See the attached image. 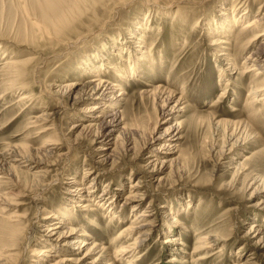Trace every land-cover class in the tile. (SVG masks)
I'll use <instances>...</instances> for the list:
<instances>
[{
	"label": "rangeland",
	"instance_id": "1",
	"mask_svg": "<svg viewBox=\"0 0 264 264\" xmlns=\"http://www.w3.org/2000/svg\"><path fill=\"white\" fill-rule=\"evenodd\" d=\"M73 1L0 0V264H35L33 253L50 249L49 243H55L64 230L48 232L53 216L64 212V225L91 233L93 241L113 250L119 229L149 205L154 228L135 254L146 253L137 264H244L248 260L264 264V248L247 234L252 225L264 231V209L257 206L256 197L264 195V108L253 106L251 96L261 78L246 73L244 63L252 48L238 33L241 25L229 34L216 32L221 20L226 21L222 15L242 4L252 15L264 14V0H76L72 5ZM61 11L67 12V19L77 15L74 24L59 39L50 40L53 45L43 39L35 46L31 25L42 21L43 14ZM219 37L232 43L236 71L231 75L218 59L223 48L214 52L210 46ZM32 58L36 59L27 68L29 73L15 78L11 62ZM110 66L127 77L121 80ZM97 74L123 85L127 93L119 105L125 110L127 127L113 168L111 161L99 162L93 135L81 132L91 121L84 110L92 102L74 104L76 94ZM74 82L79 86L73 98L53 94L58 86ZM162 87L185 96L186 110L170 122L161 120L162 101L155 90ZM143 91L154 94L144 97ZM25 93L31 99L19 101ZM222 93L225 96L218 103ZM42 113L52 115L48 122H36ZM217 120L224 123L218 125ZM178 123L182 139L175 163L154 175L148 173V148L164 144L156 139ZM130 142L135 147L131 152ZM9 148L31 166L26 167V161L18 169L10 167L3 160ZM35 167L47 168L45 177L36 179ZM86 172L89 180H99L94 201L105 189L115 191L109 196L110 210L75 208L71 191L80 184L70 181L77 177L88 187L90 181H83ZM139 180L148 199L136 212L133 207L121 208L131 182ZM174 216L177 223L170 220ZM92 221L99 229L91 226ZM216 236L223 241L202 254L209 258L196 261L194 251L200 241ZM63 247L68 250L63 256L78 258L76 245ZM127 263L110 258L101 262Z\"/></svg>",
	"mask_w": 264,
	"mask_h": 264
},
{
	"label": "bare ground",
	"instance_id": "2",
	"mask_svg": "<svg viewBox=\"0 0 264 264\" xmlns=\"http://www.w3.org/2000/svg\"><path fill=\"white\" fill-rule=\"evenodd\" d=\"M88 1L89 0H85V3L86 2L88 3ZM75 3H76V0L73 1L72 5H74ZM76 16L77 15L71 16L69 19H67V12L65 11H61L54 15L51 14L48 16L46 14H43L44 18H42V21L31 25L33 29L32 30V34H33L32 43L36 44L35 46H40L42 41H44L43 39H46L47 42H50L48 44L53 45L54 44L53 41H50V40L52 39L54 40L60 37V35L63 32H65L67 28L71 26V24H74L73 22H75L74 20L76 19L75 18ZM222 16L226 17V21L221 20L219 24L220 25L219 29H217L216 32L222 35H224L225 33L229 34L235 26L241 25L238 33L244 36L249 48H252L249 55L247 56V59L244 65H248V67L246 68L247 74H254L256 78L257 77L261 78L260 81L257 83V85L253 87V89L251 90L252 91L251 96H253V101H252L253 106L260 104L264 108V14L262 15L260 14L258 16L252 15L251 9L250 8L248 9V7L245 8L242 4L237 8L236 7L233 8L231 11L228 12V14L225 13ZM224 22H226V25ZM61 41L62 40H57V43H60ZM257 41H261V42L257 46H255V43ZM223 45H225L226 47L224 48ZM210 46L213 48L214 52L217 51L218 48H223L222 49L223 52L218 55V59H219V62H221L222 66L225 67L223 71L226 74L231 75L233 71H236V62L234 61L233 56L230 52L231 50L230 47L232 46V43L229 39L225 40L224 38H221V37L214 38L211 41ZM146 55H147V59L148 58L150 59V54L146 53ZM35 59L36 58H32L25 62H17V61L11 62V64L14 65L15 67V72H14L15 78H22L25 76L26 73H29L27 68L29 67L31 61ZM110 69L115 70L116 76L120 78L121 80H124L127 77L126 75H128L125 72H121L117 70L113 66H110ZM78 86H79V83L77 82L68 84L66 86L60 85L57 88L55 87L56 90L53 92V94L56 95L57 97H60V99H61V96H65V95L68 98H73V94L77 90ZM162 88L155 90V91L159 90L157 94L159 93L158 95L159 100L160 102L162 101L161 120H163L164 122H170L174 118L179 116L181 112L186 110L187 105L185 106L186 104L185 96H184V93H178L177 91L176 92L169 91L166 88H163V89ZM82 89H83L82 92L76 94V97H74V104L77 105L81 101H84V102L89 101V102H92V104H90V106L84 110V112L90 116L91 121L87 125H83L81 132L82 131L88 132L93 135V143L97 146L96 151L99 152V154L101 155L99 162L104 163V162L111 161L112 162L111 166L113 168L116 166V163H117L116 156L119 154L117 153V146L119 145L118 143L121 140L122 134L124 133L123 131L127 127V125L125 124V120H126L125 110L122 111L119 108L120 103L125 100V96H127V93L125 89L123 88V85L117 84L113 81L105 79L103 74H97L92 79H89V81L83 86ZM117 91H119V95L116 94ZM152 93L154 94V92ZM152 93L151 91L142 92L144 97H147ZM224 96H225V93H222L221 96L219 97L218 103L221 102ZM31 97L32 96L30 95V93H25L21 95L19 101L31 99ZM151 97L153 96L151 95ZM237 111H238L237 109H232L233 113H236ZM51 116H52L51 114H48V115L43 114L41 117L36 118L37 119L36 122L46 123L51 118ZM223 123L224 122L217 120L216 124L221 125ZM158 124L159 123H157V125ZM229 125H232V123ZM240 125H242V123ZM80 126L82 125L80 124V125L73 126V129L79 128ZM239 127H238V130L240 129ZM181 130H182L181 125L179 123L176 124V127L172 126L168 128L165 135H163L162 137H158L156 139V140H162L164 144H162L159 148H152V149L148 148L149 161L147 162L146 167H145L148 173H151L152 175H154L157 172H162L163 170L167 169L168 165L171 166L175 163L176 159L173 157L178 152L177 150L178 143H179V140L182 139ZM118 132L119 133L121 132V133L117 137H114L115 133H118ZM133 147H134L133 143L131 144L130 142L127 145V150L131 152L135 148ZM3 155L5 156L3 160H5L6 162L8 161L10 163V167L14 169L20 168L22 166V163H27V162L28 164L26 165V167L31 166L29 161L20 157L19 153L17 152L15 148H9L7 152L4 153ZM47 156H50V155L47 154ZM19 157L21 158V160L18 159ZM22 160H25V161L23 162ZM34 169L36 170L38 169V171L35 172L36 179L39 178L40 180V178L45 177V175L47 174V171H46L47 168L46 170H44L45 168L43 167L41 168L35 167ZM84 175L85 176H84L83 181H85V179L89 180V177L91 176L89 175V172H86V174ZM89 181L90 183L88 187L83 184L81 185V182L78 181L77 177H73L72 180L70 181V184H80L78 188L71 191V193L74 192L72 196H74L73 199L76 200L73 202L76 206L75 208L83 212H87V211L92 212L94 211L93 209L94 207H100L103 209L110 210L112 207V202L108 201L110 199L109 196L115 191L113 192L112 191L113 189L111 190L105 189L103 191V194H101V196L99 197V199L97 201H94L93 199L96 195L94 190L97 187L96 183L99 180H98V177H94L90 179ZM161 181L162 179H160L159 183H161ZM253 184L255 183L253 182ZM108 187H109V184L106 188ZM143 189H144V186H143L142 180L131 182L129 186V192L127 196L125 197L124 202L121 205V208L125 209L128 207H133V212H136L138 209H140L143 206L144 202L149 197L145 194ZM262 193H264V191H262ZM251 197H255V193H252ZM256 197L259 198V202L257 206L264 209V195L263 196L257 195ZM163 207L165 208V206H162L161 208ZM151 208H152V205H149L146 208V210L144 209L145 211H142V212L140 211L137 214H134L130 222L129 221L128 223H126V221H123L122 223L118 222L114 226L113 229L117 230L122 224L126 223L124 227L119 229L115 238L112 240L111 246H114L113 250H111L110 248L107 250L99 242H96L95 240L94 242L93 241L94 237L92 236L91 233H88L85 230L76 228L72 224L64 225L65 219H66L65 216L67 213L66 212H64V214L57 213L56 215L53 216L55 217V219L52 225H50L52 227L48 229V232H55L57 234L59 233L60 229H64V230L62 231L60 230V236L58 237L55 243L54 242L49 243L50 249H46L39 253L38 252L33 253V256L36 257L35 258L36 260H34V262L35 264H69V263L71 264H101V262L110 258L111 262L113 261L120 262V261L126 260L128 262L127 264H137L139 259L143 258L146 255V253L145 254L141 253L139 257H135V254L141 248V246L145 244V242L147 241L146 240L147 237L151 235L150 232L154 228L152 224L153 220L152 221L150 220L151 217H153L154 215L151 213L153 211V210L152 211L150 210ZM59 214L61 216H58ZM116 214L117 213H114V216H113L114 219L117 218ZM16 218H21V216H17ZM170 220H172V222L174 223H177L179 221L177 217L175 216L171 217ZM96 223L97 222L92 221L91 226H94L96 227V229H99ZM248 232L249 233L247 234H249V236L253 240H257V239L259 240L256 243V246L264 248V245H263L264 244V231H262L258 226L252 225L250 231ZM48 236L52 237L53 235L48 234ZM11 238L13 237L11 236ZM69 239L71 240L69 241ZM177 240L178 239H174L172 240V242L176 243ZM221 241H223V239L219 238L218 236L212 238L211 241H209V239H202L194 251V254H197L199 257L198 259H196V261H202V260L209 258V257L206 258L203 256L205 254H208L211 250L215 249L219 245V242ZM65 244L76 245V251L74 252H75V255L78 256L77 259L63 256V253L68 251L67 249L63 247V245ZM203 253L205 254L202 255ZM10 257L12 258L13 255H11ZM172 262H176V259H174V257H173ZM183 263H187V262L184 261ZM244 264H253V263H251L248 260V261H245Z\"/></svg>",
	"mask_w": 264,
	"mask_h": 264
}]
</instances>
